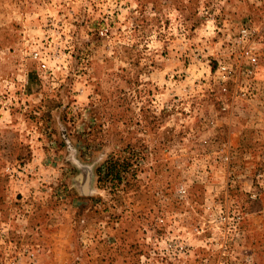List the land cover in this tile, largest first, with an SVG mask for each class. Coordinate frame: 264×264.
Wrapping results in <instances>:
<instances>
[{"label": "rangeland", "instance_id": "obj_1", "mask_svg": "<svg viewBox=\"0 0 264 264\" xmlns=\"http://www.w3.org/2000/svg\"><path fill=\"white\" fill-rule=\"evenodd\" d=\"M247 23L264 39V0H0V264H138L163 214L207 237L238 217L230 263L264 264Z\"/></svg>", "mask_w": 264, "mask_h": 264}, {"label": "built area", "instance_id": "obj_2", "mask_svg": "<svg viewBox=\"0 0 264 264\" xmlns=\"http://www.w3.org/2000/svg\"><path fill=\"white\" fill-rule=\"evenodd\" d=\"M237 42L242 45L240 70L244 71L245 88L236 90L234 96L242 98L249 92L255 95L258 88L256 72L260 65V45L264 39L258 28L251 23L239 28ZM45 66V65H43ZM223 84L237 83V70L231 63H222L219 67ZM227 90V87H224ZM186 189H179V196L185 197ZM175 217L161 215L156 220L151 235L146 238L147 251L140 256L138 264H254L252 256L246 251L242 261L230 263L229 257L237 260L238 255L232 249L239 238V218L233 217L228 227L220 229L218 219H213V233L205 236L206 225L191 220H178ZM204 250H206L204 252ZM208 251V253H207Z\"/></svg>", "mask_w": 264, "mask_h": 264}, {"label": "trees", "instance_id": "obj_3", "mask_svg": "<svg viewBox=\"0 0 264 264\" xmlns=\"http://www.w3.org/2000/svg\"><path fill=\"white\" fill-rule=\"evenodd\" d=\"M122 172H124V170L123 171H117V173L116 174H114L115 172H114V169H109V171H108V175L110 176V175H112V180H114V179H122V175H121V173Z\"/></svg>", "mask_w": 264, "mask_h": 264}]
</instances>
